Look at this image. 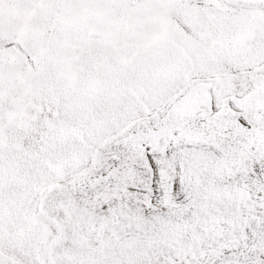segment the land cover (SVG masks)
I'll use <instances>...</instances> for the list:
<instances>
[{
	"label": "snow or ice",
	"instance_id": "6c2138e0",
	"mask_svg": "<svg viewBox=\"0 0 264 264\" xmlns=\"http://www.w3.org/2000/svg\"><path fill=\"white\" fill-rule=\"evenodd\" d=\"M0 264H264V0H0Z\"/></svg>",
	"mask_w": 264,
	"mask_h": 264
}]
</instances>
